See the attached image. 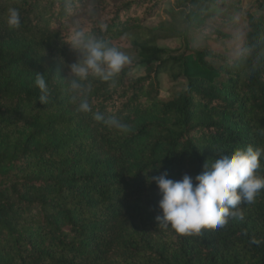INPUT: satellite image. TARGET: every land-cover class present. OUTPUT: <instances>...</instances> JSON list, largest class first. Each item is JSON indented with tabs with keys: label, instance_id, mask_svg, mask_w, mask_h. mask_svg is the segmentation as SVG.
Instances as JSON below:
<instances>
[{
	"label": "trees",
	"instance_id": "16d2710c",
	"mask_svg": "<svg viewBox=\"0 0 264 264\" xmlns=\"http://www.w3.org/2000/svg\"><path fill=\"white\" fill-rule=\"evenodd\" d=\"M166 1L0 0V264H264V190L241 206L243 219L186 236L158 226L161 193L149 183L194 178L237 148L264 149V0L247 9L175 0L180 55L145 31L134 42L140 61L128 57L109 82L89 77L92 112L71 103L75 32L114 46ZM9 8L20 12L18 28L6 23ZM233 30L243 36L237 52L194 43L231 41ZM36 73L45 74L44 104ZM161 75L184 89L162 98ZM97 112L130 130L107 127Z\"/></svg>",
	"mask_w": 264,
	"mask_h": 264
},
{
	"label": "clouds",
	"instance_id": "9594fccd",
	"mask_svg": "<svg viewBox=\"0 0 264 264\" xmlns=\"http://www.w3.org/2000/svg\"><path fill=\"white\" fill-rule=\"evenodd\" d=\"M6 23L10 28L20 26L17 8L7 10ZM69 44L78 53L77 62L69 66L71 103L76 105L78 113H90L89 77L109 82L121 72L129 58L101 39L86 37L83 30L76 31ZM35 83L42 93L39 101L44 104L48 98L45 74L36 73ZM94 119L122 132L130 130L115 116L105 118L97 112ZM262 157L264 149L249 145L221 155L211 164L207 162L204 171L194 178L185 174L181 180H173L167 178V173L149 178V183L154 181L161 193V214L156 216L158 226L171 227L178 234L191 236L200 234L203 229L223 228L230 218L243 219L241 206L254 203L264 190V175L258 172ZM252 243L259 241L254 239Z\"/></svg>",
	"mask_w": 264,
	"mask_h": 264
},
{
	"label": "rangeland",
	"instance_id": "374dc122",
	"mask_svg": "<svg viewBox=\"0 0 264 264\" xmlns=\"http://www.w3.org/2000/svg\"><path fill=\"white\" fill-rule=\"evenodd\" d=\"M242 2L244 9H247L254 4V0H242ZM177 11L178 7L175 0H167L159 13L153 19L143 24L141 31L114 41V46H116L125 55L138 62L140 61V49L134 42L141 43L142 40L144 41L148 38L150 32H153L157 35L156 43L160 48L167 50L171 55H180L185 49V42L181 36L173 35L174 31H182V26L172 19L173 15H175ZM210 12L218 13L219 11L216 8H212ZM232 33L235 36V39L231 41L214 42L195 36L194 43L196 46L211 47L219 52L231 51L234 53L241 47L243 36L242 33L237 30H233ZM138 69V75L145 74L143 68ZM160 81L162 83V98H169L173 90L175 93H179L184 89L183 82L174 83L166 75H161Z\"/></svg>",
	"mask_w": 264,
	"mask_h": 264
}]
</instances>
